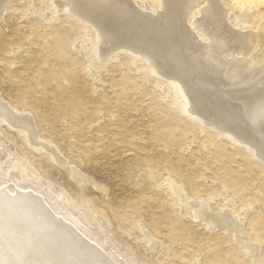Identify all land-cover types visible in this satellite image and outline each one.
<instances>
[{
  "label": "rangeland",
  "instance_id": "1",
  "mask_svg": "<svg viewBox=\"0 0 264 264\" xmlns=\"http://www.w3.org/2000/svg\"><path fill=\"white\" fill-rule=\"evenodd\" d=\"M56 1L4 0L0 99L32 119L44 145L0 115V187L40 195L112 264H264V161L188 115L174 80L121 48L97 54L89 28ZM131 1L153 10L158 0ZM246 1L221 5L229 25L251 32L264 4ZM72 168L88 182H76ZM168 177L185 183L187 203L231 211L256 256L196 219Z\"/></svg>",
  "mask_w": 264,
  "mask_h": 264
},
{
  "label": "bare ground",
  "instance_id": "2",
  "mask_svg": "<svg viewBox=\"0 0 264 264\" xmlns=\"http://www.w3.org/2000/svg\"><path fill=\"white\" fill-rule=\"evenodd\" d=\"M200 1L158 0L153 10L131 0H57L55 5L89 28L101 57L121 48L153 74L174 80L171 85L186 102L188 115L264 161V19L254 31L244 32L229 25L221 0H203L207 3L198 10ZM4 9L0 0V17ZM0 115L31 143L44 145L32 119L1 99ZM42 148L62 164L52 148ZM72 169L76 182H88ZM166 181L171 194L185 202L196 219L235 234L244 250L256 256V249L239 237L240 220L231 211L220 208V202L215 207L205 201L187 203L181 198L185 183L174 177ZM16 190L0 187V264H112L73 223L56 216L40 195Z\"/></svg>",
  "mask_w": 264,
  "mask_h": 264
}]
</instances>
